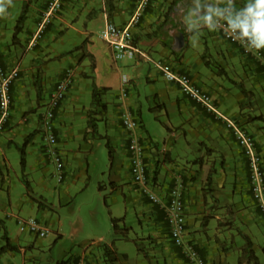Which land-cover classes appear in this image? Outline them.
Instances as JSON below:
<instances>
[{
    "label": "crops",
    "instance_id": "0c3cea01",
    "mask_svg": "<svg viewBox=\"0 0 264 264\" xmlns=\"http://www.w3.org/2000/svg\"><path fill=\"white\" fill-rule=\"evenodd\" d=\"M48 1L13 0V3L21 2L22 8L23 5L26 6V18L22 31L18 33L15 40L13 39V47L7 44L3 48L0 44V60L5 67L9 68L16 62L20 63V76L11 86L12 103L10 117L0 131V246L4 243L2 235L6 232L8 241L15 245L16 248L1 253L0 264L15 263L13 259L16 256H20V262L17 264H37V252L42 247L41 239L33 237L30 233L22 236L17 233L13 234L9 225L15 222L18 216H21L24 206L27 205L30 208H34L33 206L36 203L34 201L36 198L33 196L34 187L46 177L45 166L47 162L52 161L51 150L55 149L60 153L65 152V149L62 148L64 147V142H60L62 141L61 137H69L72 131H69L65 125L67 124L66 118L72 116L79 109V103L82 99L81 84H89L86 82L87 77L90 75L86 71L88 65H86L84 56H89L91 62L94 61L95 63V42L92 38L95 28L102 27L106 19L113 21L117 25L125 24L133 13L136 0H64L58 13L47 25L43 37L34 47L28 49L26 47L27 43ZM168 4L173 6L174 0L149 1L139 23L132 28L135 43L149 54H159L158 57L165 59L164 61L169 63L173 69L188 72L192 75L199 85L212 93L218 106L226 108L228 104L232 105L234 103V106L238 105L244 94L236 85V81L238 79H255L256 83L259 82L264 76H261L262 72L259 74V70H257L258 62L253 57L245 56L239 47L233 46L228 42V44H225L224 39L216 29H206L207 33L201 34L199 40L201 47L194 49V52L189 51L191 35L183 27H181L180 32H177V40H180L181 36L183 38L181 47L177 45L176 49H171V51L167 52L163 48L166 45L161 41L163 45L158 50H155L154 48L160 41L158 29L167 21L168 13L165 15L164 11ZM82 41H84L83 44H81ZM80 44L83 48H81ZM204 55L215 60L222 69V73H216L214 65L204 60ZM93 69L95 70V67ZM68 70L73 74L72 83L66 98L55 109L52 123L57 136V143L50 147L44 141L42 115L55 83ZM36 79L40 81L41 85L39 95L35 85ZM92 83L100 86L93 80ZM92 83H90L91 91ZM170 86H174L177 91L179 89L176 84H171V82ZM106 87L109 90V86ZM166 95H168L167 90ZM157 97L160 98L159 95ZM91 101L87 107L82 104L83 115L81 116L86 123V126L81 131L83 138H86V132L89 129L88 110L91 108ZM172 102L184 123L190 124L191 132L193 123L199 122L200 132H195L196 135L194 136H198L197 138L201 139H198L195 152L196 155L203 153L202 151L199 153V142L203 138H209L210 134L214 130L216 131L212 125V118L203 110L196 113L193 108H190L191 103L200 104L186 97L183 93L182 96L176 94ZM160 107L166 108V102H161ZM230 114L239 121L245 122L240 113L234 112ZM197 119L200 121H197ZM204 120L205 123L202 124ZM168 129L171 131V128ZM225 129L229 132V135H232L226 127ZM186 132L187 130L184 128V134ZM232 137L234 138L233 135ZM235 143L240 155L237 163L244 169V179L250 191L246 159L237 142ZM126 146L124 144L123 149L128 159ZM259 146L264 154L260 143ZM21 147L24 151L23 166L20 163ZM112 152L113 162L111 167L114 166L115 159L113 148ZM146 154L147 161L151 167L150 174L158 185L160 192L164 193L177 181L182 182L187 223L186 237L195 244L199 253L205 258L206 264H238V255L230 263L228 257L231 252L219 247L220 242H225L228 239L226 235L230 234L232 237L233 229L237 227L234 224L236 220L234 221L232 218L235 205L229 207L228 212L224 208L220 209L222 210L221 215H218L216 210L213 211L205 206L208 196L212 194L219 199L218 204L220 207L225 206L226 202L234 204L237 191L234 190L232 185L227 183L223 186L217 185L216 183L221 174L219 175L218 172L212 175H205L201 170L199 171V163L196 161V157L187 158L186 164L177 163L176 157L179 156V153L175 145L174 150L170 149V147H164L161 151H155L152 146H149ZM226 156L228 158L226 165L230 163L231 158L232 161H235L232 153L229 154L227 152ZM65 164L64 177L69 174L70 170L68 161ZM120 170V168L117 169V175L113 176L112 186L116 191L121 189L126 212L130 204L133 207L138 204L141 205L142 199H140V190L137 185H123L119 178ZM67 171L68 173H66ZM209 181L212 182V192L204 194L205 190L201 189ZM57 182L58 187L52 189V191H54L53 193L56 191L60 197L63 190L68 192L70 188L67 186L63 187L59 181ZM228 189H231V191ZM148 202L146 207L147 226L144 228L142 226L143 232L141 236H138L139 242L135 240L138 248L137 261L139 264H182L181 261L176 260L175 256L179 253V248L174 244L175 247L173 249L176 251L174 254H169L164 249L151 250V247L155 244H160L161 241H165L167 238L170 239V237L163 211L157 204L151 203L149 200ZM38 210L46 211L43 209ZM230 212L232 213L231 215L229 214ZM221 218L225 220L224 223L218 221ZM231 221L234 225L230 223ZM164 228L166 231L163 233ZM126 235L129 237L128 234ZM165 237L167 238L165 239ZM139 244L141 246L138 247ZM149 246L151 247L148 248ZM117 258L120 264L128 262V256L124 253L122 255L117 254ZM90 262L91 264H104L102 259L97 262L95 258H92ZM187 264L191 263L188 262Z\"/></svg>",
    "mask_w": 264,
    "mask_h": 264
},
{
    "label": "rangeland",
    "instance_id": "374dc122",
    "mask_svg": "<svg viewBox=\"0 0 264 264\" xmlns=\"http://www.w3.org/2000/svg\"><path fill=\"white\" fill-rule=\"evenodd\" d=\"M242 2L243 0H237V3ZM170 6V4L166 5L164 12L165 15L168 13V17L167 21L158 29L160 41L154 48L155 50L161 48L162 42L166 45V47H162L167 52L177 47V32L181 31L182 25L177 24L172 19L173 6H171L172 8ZM21 11L22 3H13L12 7L8 9V14L1 17L0 44L3 48L7 44L13 47V33ZM169 24H173L177 28L174 36L169 34L167 27ZM100 28H95L92 34L95 42V70L91 64L89 65L91 63L90 57L84 56L86 65H88L86 71L91 77H87L88 85L81 84L82 99L79 103V109L72 116L66 118L67 124L65 125L69 131H72L69 137L62 136V141H60L61 143L64 142L62 148L65 149V152L61 153L62 158L65 163L68 161L70 166L69 174H66L67 176L60 184L70 189L68 192L63 190L60 197L56 191L53 193L52 189L58 187V182L53 176L55 166L53 161L47 162L45 166L46 177L34 187L33 196L36 198L34 208L26 205L21 211V217H35L49 229L46 236L37 237L41 239L42 243L41 250L37 252V264H57L63 260L67 264H75L81 256H84L89 262L95 258L97 262L102 259L104 264H120L117 254L122 255L123 253L128 256V262L125 264H139L135 240L139 242L138 236L142 235V226L143 228L147 226L146 207L149 203L148 198L139 189L142 204H138L136 207L130 204L125 212L121 189L116 191L112 186L113 176L119 168L121 169L119 178L123 185H135L129 174V160L123 149L124 144L127 145L128 136V132L121 123L123 103L119 93L121 76L123 75L130 78V82L126 85L125 104L132 117L137 121L135 132L141 137L144 145L148 148L152 146L155 151H161L164 147H170L174 150L175 145L179 153V156L176 157L177 163L186 164L187 158L196 157V161L199 163V171L201 170L205 175L219 172L221 177L216 184L222 186L225 183L231 184L237 191L234 204L226 202L225 206L220 207L219 199L214 194L209 195L205 203L207 208L216 210L218 215H221L222 210L220 209L224 208L228 212V208L235 205L232 218L234 221L236 220L234 224L237 227L233 229V240L228 234L226 235L228 239L219 243L220 249L224 248V250L231 252L228 261L231 263L238 255V264H250L254 262V259H257L258 264H264V213L259 209L246 186L244 169L237 163L240 155L236 141L225 129L223 121L208 112L203 106L191 103L190 108H193L196 113L203 110L212 118V125L216 129L209 138H203L199 142V153L201 151L203 153L196 155L195 148L198 145V139L201 138L194 135H196L195 132H200L199 122L193 123L191 132L190 124L184 123L172 102L176 94L182 96L181 91L170 86V82L161 75L152 62H136L134 59L115 61L107 42L98 35ZM206 31V29L203 30L202 34H205ZM223 41L228 44L225 40ZM83 43L84 41L81 44ZM199 47H201L200 42L196 45L191 42L189 51L194 52V49ZM81 48L83 47L81 46ZM150 55L155 59L159 58V54L151 53ZM204 60L214 65L216 73H222V69L215 60L205 55ZM257 70L260 74L258 65ZM92 80L100 86H109V90L102 98L103 102L106 103L105 110L95 112L91 110L93 109L91 105L89 110L93 112L94 130L89 125L86 138H83L81 131L86 123L81 116L83 115L82 104L87 107L92 100L90 93ZM236 85L244 94L243 99L236 106L232 103V105L228 104L226 108L223 106H219V108L230 116V113H240L245 121V126L256 136L264 150V77L257 83L255 79H238ZM166 90L168 95H166ZM158 95L160 98L157 97ZM161 102H166V108L160 107ZM197 121L200 120L197 119ZM204 123L205 120L202 121V124ZM168 128H171V131ZM184 128L187 130L186 134H184ZM110 148L115 151L113 167H111L109 159ZM227 152L232 153L235 159L232 161L231 158L228 165H226L228 161ZM68 176L69 178H67ZM211 187L212 182L209 181L201 190H205L204 194L212 192ZM228 190L231 191V189ZM37 200L49 206H39ZM37 207L46 211L38 210ZM112 216L120 219L118 232L113 229ZM218 221L224 223L225 220L221 218ZM15 222L9 225L12 233H17L20 236L26 234V231H20L16 219ZM165 231L164 228L163 233ZM33 237L36 236L33 235ZM105 244H112L114 251L105 252ZM139 246L141 245L139 244ZM174 247L172 241L167 238L160 244H155L151 250L164 249L169 254H174L176 252ZM178 251L179 253L175 256L176 260L181 261L182 264H187L189 260L180 251V248ZM249 258V263H247ZM13 260L15 264L19 263L20 256H16Z\"/></svg>",
    "mask_w": 264,
    "mask_h": 264
},
{
    "label": "built area",
    "instance_id": "2783aa9c",
    "mask_svg": "<svg viewBox=\"0 0 264 264\" xmlns=\"http://www.w3.org/2000/svg\"><path fill=\"white\" fill-rule=\"evenodd\" d=\"M64 0H49L41 13L32 33L27 48L34 47L43 37L46 27L51 19L58 13ZM150 0H136L131 17L123 25H117L106 19L99 30V37L107 42L115 61L118 60H143L152 62L161 75L171 83L178 86L179 90L188 98L203 106L207 111L221 119L225 127L234 136L237 145L241 149L247 164V176L252 198L259 209L264 213V154L259 146L256 136L248 130L244 122L239 121L222 112L216 103L212 93L199 85L188 72L173 69L163 59L153 58L147 51L141 49L134 41L132 28L135 27L148 6ZM221 37L232 45L240 48L245 56L253 57L258 61L264 75V50L249 48L242 40L237 38L222 23L216 28ZM20 76V63L16 62L11 67H5L0 60V131L4 128L11 113L12 94L11 86ZM72 72L68 70L59 79L50 92L46 102V108L42 115L43 137L48 146L57 143L52 120L55 109L60 106L69 91L72 83ZM130 82L127 75L121 76L119 97L122 100L121 123L128 132L127 152L131 179L143 192L151 203L157 204L164 213L168 227V234L173 244L180 248L191 264H206L205 258L199 253L195 244L186 237L187 223L185 216V203L183 199V184L177 181L164 193L158 190L150 174L151 167L147 161L146 151L141 137L135 132L137 121L132 117L125 104L127 96L126 85ZM52 161L55 166L54 176L57 181L64 179L65 162L60 152L51 150ZM20 231H26L36 237H44L49 232L46 225L35 217H17ZM15 264V263H8ZM75 264H91L84 256H81Z\"/></svg>",
    "mask_w": 264,
    "mask_h": 264
},
{
    "label": "clouds",
    "instance_id": "9594fccd",
    "mask_svg": "<svg viewBox=\"0 0 264 264\" xmlns=\"http://www.w3.org/2000/svg\"><path fill=\"white\" fill-rule=\"evenodd\" d=\"M12 3L0 0V16L8 14ZM172 19L191 35L193 45L199 43L203 30H215L222 23L249 48L264 49V0H174ZM167 27L174 36L176 26Z\"/></svg>",
    "mask_w": 264,
    "mask_h": 264
},
{
    "label": "trees",
    "instance_id": "16d2710c",
    "mask_svg": "<svg viewBox=\"0 0 264 264\" xmlns=\"http://www.w3.org/2000/svg\"><path fill=\"white\" fill-rule=\"evenodd\" d=\"M26 18V6L23 5L22 11L19 15V17L17 18L16 21V25H15V29H14V33H13V39L16 38V36L18 35L19 32L22 31L23 28V24ZM91 67L94 68L95 67V63L94 61L91 62ZM260 68V66H259ZM260 71L262 72L261 68ZM263 74V72H262ZM264 76V75H263ZM35 85H36V90L38 95L41 92V85H40V81L39 80H35ZM108 87L106 86H97L95 83H92V91H91V97H92V101H91V105L93 107V111L97 112V111H103L106 108V103L103 102V95L107 92ZM98 108V109H97ZM92 113L93 112H88L89 115V120H88V124L92 127V129L94 130V123H93V119H92ZM109 159H110V165H112L113 162V152H112V148L109 149ZM20 163L22 164V166L24 165V151L23 148H20ZM38 201V200H37ZM38 205L39 206H43V207H48L49 205L46 203H43L42 201H38ZM112 221V225H113V229L118 232L119 231V224L118 222L120 221L119 218L117 217H113L111 218ZM3 241L4 243L0 246V254L5 252L6 250H14L16 248L15 245H12L8 239H7V235L6 232L3 233L2 235ZM105 248V252L110 253L112 251H114L113 249V245L112 244H105L104 245ZM255 257V255H252ZM253 258V257H250ZM249 259H247V263H249ZM238 263H239V259H238ZM57 264H67L65 260L58 262ZM250 264H258L257 259H254V262H251Z\"/></svg>",
    "mask_w": 264,
    "mask_h": 264
},
{
    "label": "water",
    "instance_id": "95a60500",
    "mask_svg": "<svg viewBox=\"0 0 264 264\" xmlns=\"http://www.w3.org/2000/svg\"><path fill=\"white\" fill-rule=\"evenodd\" d=\"M177 45L181 47L183 45V38L181 36L180 40H177Z\"/></svg>",
    "mask_w": 264,
    "mask_h": 264
}]
</instances>
